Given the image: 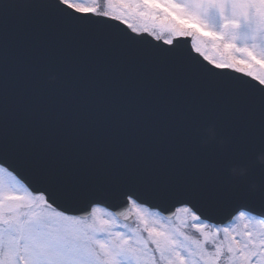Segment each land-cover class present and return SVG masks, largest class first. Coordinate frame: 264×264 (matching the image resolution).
I'll return each instance as SVG.
<instances>
[{
  "label": "snow or ice",
  "instance_id": "6c2138e0",
  "mask_svg": "<svg viewBox=\"0 0 264 264\" xmlns=\"http://www.w3.org/2000/svg\"><path fill=\"white\" fill-rule=\"evenodd\" d=\"M0 264H264V0H0Z\"/></svg>",
  "mask_w": 264,
  "mask_h": 264
},
{
  "label": "water",
  "instance_id": "95a60500",
  "mask_svg": "<svg viewBox=\"0 0 264 264\" xmlns=\"http://www.w3.org/2000/svg\"><path fill=\"white\" fill-rule=\"evenodd\" d=\"M113 23H115V22H113ZM121 27H124V26L121 25ZM186 39H187V42H188V46L190 47V44H191L190 39H188V38H186ZM50 84H51L52 87H55L56 86V81L55 80H51ZM119 219H121L122 221L130 223V222H132L133 218L130 217L129 219L125 220L123 217H120ZM211 222H213V223H222V224L226 225V224L230 223L231 221H229L228 219H225L224 217H215L213 219V221H211Z\"/></svg>",
  "mask_w": 264,
  "mask_h": 264
},
{
  "label": "rangeland",
  "instance_id": "374dc122",
  "mask_svg": "<svg viewBox=\"0 0 264 264\" xmlns=\"http://www.w3.org/2000/svg\"><path fill=\"white\" fill-rule=\"evenodd\" d=\"M84 3H91V0H83ZM99 3L103 4L104 0H98ZM209 55H214L213 52H211V50L209 51ZM121 223V222H120ZM122 225H126L128 228H135L136 227V223L135 221L131 224V225H127V224H124V223H121ZM232 224H235L238 228L242 227V225L239 224V222H233ZM187 231L190 233V234H194V229H187Z\"/></svg>",
  "mask_w": 264,
  "mask_h": 264
}]
</instances>
